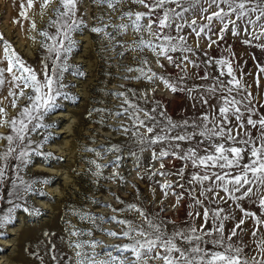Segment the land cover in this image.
Wrapping results in <instances>:
<instances>
[{
    "label": "snow or ice",
    "instance_id": "6c2138e0",
    "mask_svg": "<svg viewBox=\"0 0 264 264\" xmlns=\"http://www.w3.org/2000/svg\"><path fill=\"white\" fill-rule=\"evenodd\" d=\"M93 3L106 5L111 13L119 8L118 22L108 15L107 23L88 25L82 14L78 15L79 0H58L51 7L53 15L44 21L51 0H41L39 14L44 22L41 28L34 15L29 14L34 9V0H20L18 16L13 20L22 29L27 22V34L33 41L37 36L42 38L40 71L27 63L13 43L0 33V90L7 86L9 96L26 98L23 105L13 99L12 107L18 110L11 117L0 106V127L9 129L0 132V139L5 141L0 146V201L7 204L0 209L4 213L0 216V228L14 226L18 209L29 216L43 214L41 208L28 205V196L35 189L33 180L20 175V169L26 166L25 162H31L29 154L37 150L30 147L37 143L31 138L33 133L45 130L39 146L48 142L46 130L58 122L47 121L46 117L62 107L59 101L78 99L66 91L74 85L64 82L70 68L73 75L86 76L81 66L69 64L77 47L74 33L88 27L111 42L115 39L113 33L131 32L134 39L116 40V44L123 49L120 55L124 51L139 53L138 62L125 68L131 75L122 77L139 84L121 85L123 91L109 93L122 97L114 112L91 110L124 116L118 128L128 137L127 144L131 147L125 149L124 144L117 142L95 148L86 145L85 150L95 154V158H84L89 165L87 171L97 178L96 183L103 177L119 180L123 185L128 181L118 169L125 157H131L137 177L150 182L153 198V184L163 193L161 201L169 194L175 197L172 207L187 198L189 219L185 223L162 218L158 214L163 211L162 206L156 212L149 211L139 202L140 188L131 182L136 199L126 201L113 193L119 207L89 197L93 203L111 209L109 216L71 209L81 220H90L94 227L117 238L119 243L105 244L98 250L103 241L80 238L85 234L91 236L92 229L73 226L71 231L66 229L70 250L66 254L57 250L52 240L54 234L43 230L31 255L39 264H264V91H261L264 56L258 58L255 52H250L253 69L244 72L243 64L236 62L233 44H227L219 55L212 52L213 46H219L218 41L224 43L225 35L231 34L248 49H259L264 54V0H93ZM131 5L137 7L133 9ZM93 19L103 21L105 16ZM186 28L188 32L184 31ZM193 33L195 45L189 41ZM169 93L172 98L180 97L186 102L179 119L168 112L165 95ZM113 152L117 153L113 159L101 162ZM41 155L63 159L51 152ZM169 158L173 163L166 166L165 160ZM108 168L111 172L105 176L104 170ZM42 180L49 182L48 177ZM125 212L130 215H118ZM247 220H251V226L242 227ZM227 221L233 222L231 228H227ZM98 222H115L121 227L101 229ZM245 232L249 236L247 241L233 239ZM0 236L6 237V233L0 232Z\"/></svg>",
    "mask_w": 264,
    "mask_h": 264
},
{
    "label": "rangeland",
    "instance_id": "374dc122",
    "mask_svg": "<svg viewBox=\"0 0 264 264\" xmlns=\"http://www.w3.org/2000/svg\"><path fill=\"white\" fill-rule=\"evenodd\" d=\"M41 0H34V9L29 10L30 15H34L37 20L38 27H44V22L41 21L39 14V3ZM20 0H0V33H3L14 45L16 51L29 64L33 65L38 71L41 70L40 60L43 58L42 49L40 47L41 37L33 41L28 35L27 22L23 29L19 22H14L13 18L18 16ZM58 0H51V6L47 10L44 21L48 16L53 15L51 7H54ZM133 9L137 6L131 5ZM78 15L83 16V19L88 25L107 23V16L112 15L113 21H116V13H111L106 5H97L93 0H79ZM104 15L105 19L100 21L94 20L93 16ZM197 17L199 13H196ZM191 19V16H189ZM110 32L111 28L108 29ZM188 32L189 29H185ZM115 39L109 42L107 38L100 33L91 31L85 27L82 31L74 33L77 41V47L74 49L69 64L79 65L81 70L86 73V76L80 77L73 75V69L70 68L65 74L64 82L66 84L74 85L66 89L78 99L60 100L61 108L55 112L50 113L47 121H56L58 124L46 131L49 134V140L43 146H39V141L44 136L45 130H38L33 133L31 138L36 141V144L31 145L37 149L29 154L30 163L25 162L26 166L21 167L20 175L25 179L33 180V187L35 191L28 196V205H35L43 210L40 216H29L24 213L22 209L16 212L17 219L14 226L9 224L0 228V232H5V236H0V264H39V261L31 255V252L36 248V242L41 238L43 230H48L52 235V240L57 245V250L66 254H70L67 247L68 231H71L73 226L79 229H92V235H83L82 239L91 240L98 239L103 241L98 245V250L103 249L105 244H115L120 241L117 238L110 237L106 232L98 230L88 219L81 220L77 215L73 214L71 209L76 208L81 211H87L96 214L109 216L112 214L111 209L103 207L99 203H93L89 197L95 198L98 201L110 202L119 207L113 193L120 195L126 201H133L136 199L135 190L131 182H135L140 188L141 196L139 202L149 211L156 212L157 209L163 207V211L158 214L163 217H170L177 222L188 221L187 198L182 199L181 203L172 207L175 203V197L169 194L167 199L161 201L163 193L155 184V197L153 192L148 187V181L140 179L136 175L137 169L133 167L132 158L125 157L122 166L118 171L126 176V183L123 185L117 181L100 178L99 183H96V177L87 171L89 165L85 157L95 158V154L86 151L85 146L98 147L100 145L108 144L110 142H117L125 145V149L131 147L127 144L128 137L122 134L118 126L125 117L120 115H113L104 111H91L94 108L112 109L113 112L118 105L122 103V97L110 95L111 92L123 91L121 85L139 84L136 81H128L122 79L126 75H131L125 71L129 64L138 62L139 53L133 51H124L123 55L121 45L116 44V40L129 41L134 39L131 32L123 35H116ZM189 41L195 45V34L189 36ZM201 46H204V40L200 41ZM219 45L213 46L212 52L219 55L227 44H233L237 53V64H243V71L249 72L253 69V61L249 55L250 52H255L258 58L264 56L259 49H248L247 46L240 44L238 39H235L231 34H226L224 43L217 42ZM113 46H115L113 48ZM126 48L127 45H124ZM240 53H244L240 56ZM137 60H133V57ZM246 60V63H245ZM239 75V71L237 73ZM246 80H251V77H245ZM27 91V90H25ZM256 89L253 86V92ZM261 91H264V77L261 78ZM161 95V93H158ZM15 99L18 105L26 103V98L9 96L7 93V86L0 90V106L6 109L8 117L14 116L17 108L12 107V101ZM165 99L168 100V112L174 118L179 119L182 115L181 109L186 106V102L180 97L172 98L171 94H166ZM191 111V109H190ZM91 112V115H89ZM112 127H109V126ZM116 130H113V129ZM9 131L6 127H0V132ZM69 143L65 144L66 141ZM5 143L0 139V146ZM70 144L71 149L67 146ZM103 151V149H101ZM41 152L54 153L55 157H62L63 159L56 160L41 155ZM117 153H108L101 160L102 163H107L108 160L113 159ZM145 157H148V152H145ZM48 162H45V161ZM13 163H18L13 161ZM173 161L169 158L165 160L166 166H170ZM178 163V162H176ZM14 171V170H13ZM105 176L111 172V168L105 169ZM69 176V177H68ZM48 177L49 182H43L42 178ZM175 179V177H168ZM68 181V182H67ZM10 186V185H9ZM62 191V192H61ZM39 192L46 193V195H39ZM7 207L6 201H0V209ZM4 213L0 211V216ZM118 215L129 216L125 212ZM101 229L119 230L120 225L115 222H98ZM251 220L245 221L242 227H250ZM227 228L233 226L232 221H227ZM171 227V225H169ZM27 233L22 235L23 230ZM76 237H72L75 239ZM233 239H249L248 233L245 232L242 236L238 233ZM24 254L23 259L14 257L18 252ZM13 257V258H12ZM14 259V260H12ZM47 260V257H45ZM129 259L131 257L129 256ZM50 264V262H48Z\"/></svg>",
    "mask_w": 264,
    "mask_h": 264
},
{
    "label": "bare ground",
    "instance_id": "6f19581e",
    "mask_svg": "<svg viewBox=\"0 0 264 264\" xmlns=\"http://www.w3.org/2000/svg\"><path fill=\"white\" fill-rule=\"evenodd\" d=\"M67 143H69L68 140L66 141L65 144H67ZM67 148H68V149H71L70 144L67 146ZM68 177H69V176H68ZM67 182H68V181H67ZM61 192H62V191H61ZM26 233H27V230L24 229V230L22 231V235H24V234H26ZM23 255H24V254L22 253V251H21V252L19 251L18 253H16V254L14 255V257L19 258V260H21V259H23ZM12 258H13V257H12ZM12 260H14V259H12Z\"/></svg>",
    "mask_w": 264,
    "mask_h": 264
}]
</instances>
